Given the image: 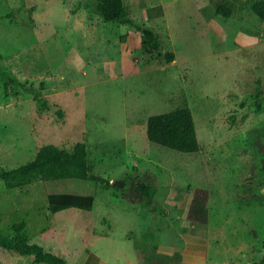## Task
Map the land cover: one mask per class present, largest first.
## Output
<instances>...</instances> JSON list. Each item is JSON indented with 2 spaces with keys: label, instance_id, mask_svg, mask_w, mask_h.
<instances>
[{
  "label": "rangeland",
  "instance_id": "obj_1",
  "mask_svg": "<svg viewBox=\"0 0 264 264\" xmlns=\"http://www.w3.org/2000/svg\"><path fill=\"white\" fill-rule=\"evenodd\" d=\"M45 13H41L44 18L36 13L34 19V8H23L19 0H0V169L24 165L45 145L70 152L76 143H83L93 171L110 180V186L116 185L106 189L95 183L112 195L119 216L126 206L138 207L131 203L137 192L130 186L124 191L119 187L124 180L131 185L152 184L156 196L179 189L205 190L210 264H260L264 254L262 62L234 60L232 68L228 61H198L193 75L188 70L144 67L141 54L126 44L127 37L125 47L112 39L120 37L114 35L116 29L108 27L100 42L95 45L92 40L91 45L89 40L82 42L80 33L70 36L62 17L52 15V19ZM108 40L114 45H107ZM135 58L141 64L136 65ZM6 78L38 92L48 109ZM184 108L192 113L199 153L181 154L151 145L147 119ZM73 180L91 183L50 182ZM46 184L39 181L31 184L34 189L6 190L0 182V231L13 237L12 224L25 221L29 242L64 258L75 247L76 254L83 252L80 236H72L75 232L66 228L64 213L50 211ZM129 222L133 233L127 232L128 237L140 245L147 243L136 235V223ZM143 248L150 251L147 245ZM17 261L30 264L18 255L0 254V264Z\"/></svg>",
  "mask_w": 264,
  "mask_h": 264
},
{
  "label": "crops",
  "instance_id": "obj_2",
  "mask_svg": "<svg viewBox=\"0 0 264 264\" xmlns=\"http://www.w3.org/2000/svg\"><path fill=\"white\" fill-rule=\"evenodd\" d=\"M122 1L132 23L153 31L162 54H173L171 63L157 60L153 54L145 52L141 33L133 25L105 22L96 11L95 0H19L23 8H34V19L36 13H40L39 18H44L45 12L52 19V15L62 17L70 36L80 33L82 42L89 40L91 45L94 41L97 42L95 45L100 42L108 27L116 29L114 35L120 34L121 40L127 37L126 44L131 45L130 48L134 46L141 54L144 67L177 69L181 73L188 70L192 74L198 61H228L234 68L232 61L239 60L247 64L262 62L259 67L264 69V23L251 10L249 2L252 0ZM38 5L41 6L39 11ZM219 9L227 10L230 15L218 13ZM119 38L112 39L125 47V40ZM109 43L114 45L112 40H108L107 45ZM71 51L78 52L74 47ZM133 62L141 64L138 58ZM90 182H45L48 206H65L57 213H64L66 228L75 232L72 236L81 238L83 252L79 250L76 254V247L66 251L65 259L69 264H210L208 204L207 224L187 219L194 190L165 191L163 196H156V192L145 201L133 193L135 199L131 203L137 202L138 207L126 206L122 210L123 216H119L112 195ZM133 184L118 183L123 191L128 186L133 190ZM29 187L34 189V186ZM79 206H91V210L86 212L76 208ZM142 208L144 211L140 212ZM129 221L139 227L136 235L147 242L144 245L150 251L128 237L127 232L133 233ZM15 264L25 263L17 261Z\"/></svg>",
  "mask_w": 264,
  "mask_h": 264
},
{
  "label": "trees",
  "instance_id": "obj_3",
  "mask_svg": "<svg viewBox=\"0 0 264 264\" xmlns=\"http://www.w3.org/2000/svg\"><path fill=\"white\" fill-rule=\"evenodd\" d=\"M95 2L96 11L105 22L133 25L141 33V45L145 52L153 54L157 60H163L165 63L173 61L174 56L172 53H161L160 42L153 31L132 23L128 18L122 0H95ZM249 5L253 13L264 23V0H252ZM218 13L224 16L230 15L225 9H219ZM6 81L24 88L26 92L33 94L39 107L48 109L47 104L39 98L40 94L38 92L32 88H25L24 84L12 78H6ZM257 109H260V106ZM58 113L61 115L60 112ZM146 137L151 145L163 147L177 153L192 155L198 154L200 151L194 120L189 109L184 108L150 116L146 123ZM68 179L92 181L103 185L106 189L116 187V185L110 186V180L100 177L93 171L88 162L86 146L83 143H76L70 152L54 145H45L39 148L33 159L24 165L13 169H0V182L6 190L22 189L39 181L48 182ZM133 190L137 192L142 201L151 199L155 194V187L145 182L134 183ZM207 201L208 194L205 190H194L187 219L195 223L207 224ZM49 208L52 213H57L66 207L63 205H50ZM76 208L86 212L91 210V206ZM26 225L25 221L12 224L13 237H7L0 231V254L18 255L26 258L30 264H69L64 257L29 242L27 236L24 235ZM260 264H264V254Z\"/></svg>",
  "mask_w": 264,
  "mask_h": 264
}]
</instances>
